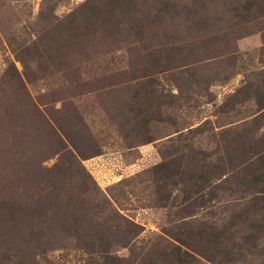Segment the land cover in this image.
Segmentation results:
<instances>
[{"label":"rangeland","instance_id":"rangeland-1","mask_svg":"<svg viewBox=\"0 0 264 264\" xmlns=\"http://www.w3.org/2000/svg\"><path fill=\"white\" fill-rule=\"evenodd\" d=\"M257 98L264 0H0V264H264Z\"/></svg>","mask_w":264,"mask_h":264},{"label":"trees","instance_id":"trees-1","mask_svg":"<svg viewBox=\"0 0 264 264\" xmlns=\"http://www.w3.org/2000/svg\"><path fill=\"white\" fill-rule=\"evenodd\" d=\"M257 102L260 105V107L264 106V103L262 102L261 99L257 98ZM209 177L210 176H208L207 173H203L198 168V165L196 164L193 171H192V174L188 177V181H184V180L182 181L183 186L185 187L184 192L187 193V195L190 193L189 194L190 197H191V195H198V194L200 196L204 192V190H203L204 186L201 185V183L205 184L206 180ZM237 177H238V174H235V176H233V180H236ZM243 181H245L243 186L246 189L250 190L251 185L252 186H256V185L258 186V179L253 178V177L251 178L250 175L244 176ZM82 192L84 194H86L85 191H82ZM76 223H78V222H75L74 224H76ZM188 224H190V223H188ZM80 225H81V229H83L82 233L79 232V235H78V233H77L78 231H77V229L76 230L74 229L75 228V226H74L71 229V231H74V233H73V235L70 236L71 238L76 237V236H74V234H76L78 236L76 238L78 240H80L79 242H81L80 248H82L89 255H92V256L96 255V256L104 257V258L110 256L111 243L107 239H105L103 242H101L99 245H97V241H95V240H101V239L94 238L95 240H91V236L88 234V232H85L86 229L84 228L83 224L80 223ZM132 225H134V230L132 231V233H133L132 237H133V235L138 236L141 233L140 230H137V229H139V227L133 223H132ZM190 225L192 226V224H190ZM214 230L219 231L218 228H216V229L214 228ZM126 233H127V231L124 234L125 239H123V242H124L123 246L124 247H127V245H130L132 243L131 235L127 236ZM214 236H215V240H217L219 233L217 232V234H215ZM219 240H220V237H219ZM111 258H113V257H109L108 259H111Z\"/></svg>","mask_w":264,"mask_h":264}]
</instances>
